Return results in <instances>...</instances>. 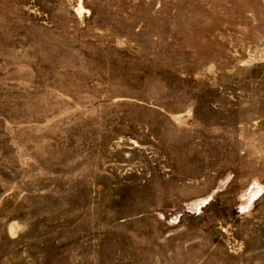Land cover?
Listing matches in <instances>:
<instances>
[{
    "label": "rangeland",
    "instance_id": "1",
    "mask_svg": "<svg viewBox=\"0 0 264 264\" xmlns=\"http://www.w3.org/2000/svg\"><path fill=\"white\" fill-rule=\"evenodd\" d=\"M0 264H264V0H0Z\"/></svg>",
    "mask_w": 264,
    "mask_h": 264
}]
</instances>
